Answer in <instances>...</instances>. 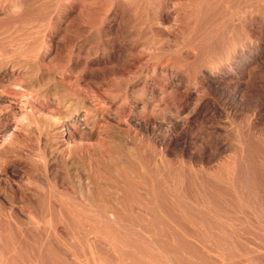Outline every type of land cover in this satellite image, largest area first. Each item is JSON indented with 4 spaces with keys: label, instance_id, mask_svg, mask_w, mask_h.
<instances>
[{
    "label": "rangeland",
    "instance_id": "obj_1",
    "mask_svg": "<svg viewBox=\"0 0 264 264\" xmlns=\"http://www.w3.org/2000/svg\"><path fill=\"white\" fill-rule=\"evenodd\" d=\"M0 264H264V0H0Z\"/></svg>",
    "mask_w": 264,
    "mask_h": 264
}]
</instances>
